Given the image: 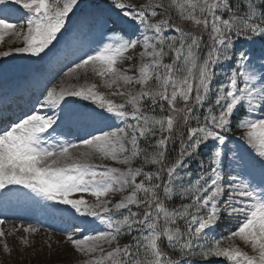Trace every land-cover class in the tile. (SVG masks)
Instances as JSON below:
<instances>
[{
  "label": "snow or ice",
  "instance_id": "1",
  "mask_svg": "<svg viewBox=\"0 0 264 264\" xmlns=\"http://www.w3.org/2000/svg\"><path fill=\"white\" fill-rule=\"evenodd\" d=\"M78 4L0 0V42L6 36L23 41L0 56L50 50ZM111 5L118 11L114 27L106 22L112 39L85 52L65 75L91 64L107 77L106 88L117 89L110 95L123 102L106 98L94 84L53 86L40 103L48 114L15 123L0 116V193L20 185L71 206L83 218L76 229L83 239L67 238L88 257L83 264H207L211 258L264 264V0H148L140 6L111 0ZM241 39L246 46L237 48ZM137 47L138 65L117 67L132 61L125 54ZM219 76L224 81L214 87ZM71 97L96 107L80 106ZM109 120L121 126L97 127ZM74 124L95 131L78 143L63 139V129ZM237 140L248 146V156ZM71 149L83 150L74 155ZM96 155L124 167L93 163ZM193 164L199 169L194 181ZM257 166L259 175L253 171ZM125 192L114 203L108 198ZM73 193H90L96 201L70 199ZM177 197L190 202L167 206ZM222 217L237 227L216 238L211 230ZM96 221L106 230L88 228ZM24 230L36 231L31 225ZM91 231L95 234H84ZM232 238L254 254L228 243Z\"/></svg>",
  "mask_w": 264,
  "mask_h": 264
},
{
  "label": "rangeland",
  "instance_id": "2",
  "mask_svg": "<svg viewBox=\"0 0 264 264\" xmlns=\"http://www.w3.org/2000/svg\"><path fill=\"white\" fill-rule=\"evenodd\" d=\"M148 0H144L141 5L147 3ZM140 6V5H137ZM18 7V6H17ZM78 11L74 9L75 14H70L67 22L66 30L58 35V42L53 41V45H50V53L47 57L42 58L29 53H17L12 52L9 56H0V116L7 118V113L13 110L15 107L20 111L18 115V122L21 119L27 118L28 115L48 114L46 108L41 109L40 103L43 101L46 95V90L55 86L59 88L63 86H76V88L82 86L96 85L95 91L104 93L106 98H114L116 103L123 102L122 98L112 97L110 94L115 92L117 89H108L105 87L104 81L107 77H100L96 71L93 70L91 64L85 68L78 69L73 75H65L69 68H73L75 63L79 62V58L83 56L85 52H89L91 49L96 48L102 40L112 39V33L106 31L107 27H114L111 25V20H114L118 16V11L112 8L111 2H105L102 0H79ZM26 11V10H25ZM88 14L94 15V25L90 27L92 22L89 21L88 25L83 24L80 21V16L86 19ZM17 17L23 18L24 12L16 13ZM162 18V17H157ZM12 23H21L22 19H12ZM182 27L188 28L189 25H181ZM166 35H175L173 31H167ZM23 46L22 39H16L15 37L6 36L4 41L0 42V52L8 51L15 47ZM246 46V42L242 39L237 42V48ZM259 42H257V47ZM140 47L134 50H130L125 55L132 56V61H123L118 63L117 67L128 69L131 64L139 63ZM31 57L35 60L33 68L29 71H19V66L25 57ZM54 56V65H51L50 70H36L39 65L46 66L50 64L52 57ZM227 67V65H225ZM63 70V71H61ZM33 71V72H32ZM32 72V73H31ZM31 73V74H30ZM47 73L46 78L36 77V74ZM32 75H35L33 78ZM224 81L223 76H219L214 81V87L216 84ZM137 89L139 85H135ZM124 90L123 87L119 89ZM79 97H71L70 100H76ZM91 102V101H84ZM180 106V105H178ZM91 109V108H89ZM16 111L13 110V114ZM32 112V113H31ZM14 118V117H12ZM7 122L8 119H7ZM11 123V122H9ZM111 124L114 127L121 126L118 122L109 120L104 124H99L97 127H105ZM70 130L72 133L64 135L63 139H71L74 142H79L80 138H87L89 132L95 131L92 127H85L80 124H74L70 127L63 129ZM237 132L236 129H233ZM238 134V133H237ZM239 143L240 151L248 156L250 149L243 142L236 141ZM143 146V141L141 142ZM83 149H71L74 155H78L79 151ZM92 162L101 165H108L110 167H124L123 165L117 164L111 160H102L98 155L92 157ZM135 166V165H134ZM149 170V169H145ZM229 171H231L229 169ZM256 175H259V167L257 166L254 170ZM235 175V173H232ZM141 178H138V180ZM14 190L11 193H0V196L9 197L7 202L11 204L12 211L16 209V218L10 214L0 228L5 233L4 236L0 237V264H83V261L88 257L79 252L76 247L68 240L69 234H72L76 239H83V235L77 234L76 229L84 222L83 218H79V214L74 213L71 210V206L60 203L59 201H49L44 197L32 192L30 189L24 188L23 186H10ZM130 191V189L128 190ZM10 194V195H7ZM125 193H114L108 197L114 202L126 195ZM83 197L88 205L94 204L96 198L90 193H73L70 199H80ZM25 200L28 204H23L24 211L27 215H34L38 217L39 222L35 223L32 227L36 229L34 232H26L24 229L29 226L21 215L22 201ZM4 201V199H3ZM20 201V203H19ZM31 202V203H30ZM6 203V200H5ZM20 208V209H19ZM19 209V210H18ZM2 212L0 208V213ZM93 218L88 217L87 220L91 221ZM222 225L223 227H221ZM89 229H96L99 231L106 230L105 226L100 224L98 221L95 223H89ZM237 227L236 221L230 217H222L215 228L211 230V234L216 238L227 236L229 230H235ZM85 235L95 234L94 231L85 232ZM25 240L27 243H25ZM121 243V242H120ZM228 243L235 244L240 247L243 251L248 252L250 255L254 254L249 245L239 238H232ZM7 245V247H5ZM107 247V245H105ZM198 261L200 258H196ZM207 264H225L223 259L211 258L207 261Z\"/></svg>",
  "mask_w": 264,
  "mask_h": 264
},
{
  "label": "bare ground",
  "instance_id": "3",
  "mask_svg": "<svg viewBox=\"0 0 264 264\" xmlns=\"http://www.w3.org/2000/svg\"><path fill=\"white\" fill-rule=\"evenodd\" d=\"M94 15H96V14H88L87 16H86V19H89L88 21H86L85 20V16H84V18H82L81 16H80V21L83 23V24H87L88 25V23H89V21L90 22H92V24L90 25V27L92 26V25H94L95 23H94V21H95V18H94ZM54 56L52 57V59H51V61H50V64L49 63H47V65L46 66H43L42 64H44V62H42V64L41 65H39V67H38V69L36 68V70H45V69H47V67H48V70H50V67H51V65H54ZM51 71V70H50ZM61 71H63V70H61ZM33 72V71H32ZM31 72V73H32ZM30 73V74H31ZM32 77L34 78L35 77V75H32ZM36 77H40L41 79L42 78H46V77H48L47 76V73H45L44 75H43V73H39V74H36ZM16 109V111L14 112L15 114H13L12 112H13V110H15ZM13 110H10V111H8V113H7V119H8V121L9 122H11V123H13L14 121H16V120H18L17 118H18V115H19V113L20 112H26V111H23V110H21L20 109V111L15 107ZM12 111V112H11ZM32 113V112H31ZM12 117H14V118H12ZM20 121V120H19ZM18 121V122H19ZM7 195H10V194H7ZM9 197H7L6 199H4V198H0V208H1V210H2V214H7V216L9 215L10 216V214L12 215V216H14L15 217V219H17L16 218V214L15 213H11V211L9 212V210L12 208L11 207V204L9 203V202H7V199H8ZM3 199H4V201H3ZM5 200H6V203H5ZM24 207H26V206H24V205H22V210H21V215H19L18 214V218L21 216H23L24 217V219H25V221L29 224V225H31V226H33L35 223H38L39 222V219H38V217H36V216H34V215H27L24 211H26L27 210V208H24ZM20 209V208H19ZM18 209V210H19ZM2 214H0V217L1 216H3Z\"/></svg>",
  "mask_w": 264,
  "mask_h": 264
},
{
  "label": "trees",
  "instance_id": "4",
  "mask_svg": "<svg viewBox=\"0 0 264 264\" xmlns=\"http://www.w3.org/2000/svg\"><path fill=\"white\" fill-rule=\"evenodd\" d=\"M102 1L111 2V0H102ZM121 2H124V3H132V4H135V5H141V3L144 2V0H121ZM146 169H148V168H146ZM198 171H199V169H197L196 165L193 164L192 165L193 176L191 177V179L193 181L196 179V173ZM189 202H190V199L189 198H185L184 200H180L179 197H177L174 201H172L171 203H169L167 206L173 207V206H177V205H179L181 203H189ZM180 223H181V226H183L182 225V222H180ZM220 226L223 227L222 225H220ZM128 239L129 238L127 236L122 237L120 239L121 244L126 243Z\"/></svg>",
  "mask_w": 264,
  "mask_h": 264
},
{
  "label": "water",
  "instance_id": "5",
  "mask_svg": "<svg viewBox=\"0 0 264 264\" xmlns=\"http://www.w3.org/2000/svg\"><path fill=\"white\" fill-rule=\"evenodd\" d=\"M48 54H49V49H46L45 53H42L44 58L47 57ZM33 63H35V61L32 60L30 57H28V56L25 57L20 64V70L21 71H29L30 69L33 68Z\"/></svg>",
  "mask_w": 264,
  "mask_h": 264
}]
</instances>
